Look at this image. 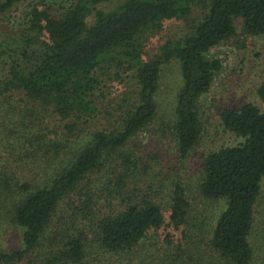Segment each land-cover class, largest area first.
Returning a JSON list of instances; mask_svg holds the SVG:
<instances>
[{
    "label": "trees",
    "instance_id": "1",
    "mask_svg": "<svg viewBox=\"0 0 264 264\" xmlns=\"http://www.w3.org/2000/svg\"><path fill=\"white\" fill-rule=\"evenodd\" d=\"M24 1L0 0V18ZM113 1L72 0L60 17L34 6L26 29L11 38L17 57L0 87V264H264V230L255 233L264 83L261 106L221 113L241 142L202 160V196L225 202L208 228L193 221L185 183L175 173L148 182L149 167L130 147L156 120L162 68L177 60L182 85L171 130L178 156L190 157L204 131L200 101L223 71L211 52L237 36V20L243 34L264 35V0H124L100 8ZM171 21L191 22L189 33L145 60L147 35ZM105 81L127 82L110 109L96 100ZM101 117L108 126L94 128ZM166 213L182 234L161 244ZM11 231L20 233L18 247L2 248V233Z\"/></svg>",
    "mask_w": 264,
    "mask_h": 264
},
{
    "label": "rangeland",
    "instance_id": "2",
    "mask_svg": "<svg viewBox=\"0 0 264 264\" xmlns=\"http://www.w3.org/2000/svg\"><path fill=\"white\" fill-rule=\"evenodd\" d=\"M72 0H26L16 5L12 11L0 18V35L7 41L0 40V53H7L5 59L0 58V87L8 72L9 61L17 57L11 38L20 35L27 27L28 14L34 6L48 7L55 17L63 14V9L71 4ZM124 0H114L111 3L101 5L100 8L110 10ZM196 14V13H195ZM92 24L93 20L90 19ZM191 23V22H190ZM185 21H171L164 24L158 32H150L147 35V43L144 50V59L150 60L161 55L162 47L168 40L177 41L189 33V24ZM237 36L231 41L224 42L211 52L213 58L223 63V71L216 78L211 90L200 101V114L203 121L202 138L186 160L178 156L176 144L172 135L174 111L178 91L182 85L180 64L172 60L162 68L160 88L157 96L158 116L154 123L130 145L131 150L142 158V165H147L150 172L145 179L151 182L155 176L158 180L169 178L175 173V178L185 183L189 192V199L193 207L192 219L205 228L215 223L225 209L224 201H212L202 196L200 192V168L204 156L221 148L238 145L241 139L224 129L221 123V113L225 108L239 107L245 104L261 106L258 89L264 83V35L248 36L243 34L242 21H236ZM10 42V43H9ZM4 56V55H1ZM18 59V58H17ZM127 82L105 81L102 90L96 93V100L100 108L110 109L118 103L121 95L127 91ZM3 103L0 102V107ZM2 119V118H1ZM101 123L94 128L100 129L105 124L101 117ZM16 158H12L15 161ZM32 169V170H31ZM32 174H40V168H27ZM175 171V172H174ZM166 175V176H164ZM169 176V177H167ZM169 213L165 214L166 226L157 233L160 243L171 234L175 242L181 239V231H175L168 226ZM264 230V180L262 190L256 207V235ZM19 231L2 233V248L16 249L19 243ZM152 243V242H148ZM27 260L22 264L35 262ZM118 260L119 259H115Z\"/></svg>",
    "mask_w": 264,
    "mask_h": 264
}]
</instances>
